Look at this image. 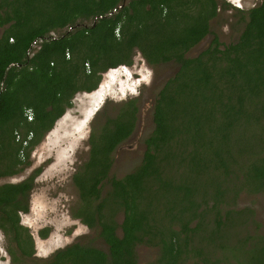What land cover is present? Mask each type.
I'll list each match as a JSON object with an SVG mask.
<instances>
[{
    "label": "trees",
    "instance_id": "1",
    "mask_svg": "<svg viewBox=\"0 0 264 264\" xmlns=\"http://www.w3.org/2000/svg\"><path fill=\"white\" fill-rule=\"evenodd\" d=\"M229 9L242 28L226 44L211 22ZM136 53L151 67L178 68L156 95L153 128L129 173L111 171L135 129L134 100L88 138L73 176L74 218L98 228L106 249L75 243L38 264H138L139 246L157 250L149 264H264L253 211L235 205L242 193L264 195V0L248 10L224 0H0V177L15 174L75 95L94 92ZM34 178L0 185L12 264L34 254L20 224Z\"/></svg>",
    "mask_w": 264,
    "mask_h": 264
},
{
    "label": "rangeland",
    "instance_id": "2",
    "mask_svg": "<svg viewBox=\"0 0 264 264\" xmlns=\"http://www.w3.org/2000/svg\"><path fill=\"white\" fill-rule=\"evenodd\" d=\"M224 1L231 8L248 10L260 0ZM234 14L233 9L221 11L211 22V30L221 43L228 44L235 40V30L242 28ZM211 38L207 37L188 55L195 56L207 48ZM177 68L174 64L151 67L136 53L131 66L103 74L94 92L75 95L72 107L56 121L38 145L19 158L21 164L14 168L15 174L0 177V185L15 184L35 174L28 212L20 214V224L32 237L34 254L17 264H38L51 258L56 251L75 243L106 249L98 228L90 229L74 218L81 202L73 176L88 159L90 134H98L105 120L117 115L122 105L131 100L138 108L135 129L113 153L111 173L121 178L136 166L145 149L143 140L153 128L152 112L156 95L165 82L175 75ZM235 205L237 209L253 211L250 231L264 235V195L242 193L235 200ZM116 219L120 222L122 215L117 214ZM44 231L47 235L42 238L40 233ZM8 239L0 231V264H12ZM137 254L138 264H149L157 258L158 252L155 248L139 246ZM186 264L196 263L189 261Z\"/></svg>",
    "mask_w": 264,
    "mask_h": 264
},
{
    "label": "built area",
    "instance_id": "3",
    "mask_svg": "<svg viewBox=\"0 0 264 264\" xmlns=\"http://www.w3.org/2000/svg\"><path fill=\"white\" fill-rule=\"evenodd\" d=\"M116 35H117V31H116ZM51 36H54V34H51ZM34 46L31 47L30 51H29V56H32L33 52L38 48V46L36 44H33ZM26 116H27V119L28 121H30L32 119V114L31 112L27 111L26 112ZM26 141L23 142V146H25Z\"/></svg>",
    "mask_w": 264,
    "mask_h": 264
},
{
    "label": "clouds",
    "instance_id": "4",
    "mask_svg": "<svg viewBox=\"0 0 264 264\" xmlns=\"http://www.w3.org/2000/svg\"><path fill=\"white\" fill-rule=\"evenodd\" d=\"M53 34V33H52ZM55 35V34H54ZM27 140H29V139H27Z\"/></svg>",
    "mask_w": 264,
    "mask_h": 264
},
{
    "label": "bare ground",
    "instance_id": "5",
    "mask_svg": "<svg viewBox=\"0 0 264 264\" xmlns=\"http://www.w3.org/2000/svg\"><path fill=\"white\" fill-rule=\"evenodd\" d=\"M96 101V100H95Z\"/></svg>",
    "mask_w": 264,
    "mask_h": 264
}]
</instances>
